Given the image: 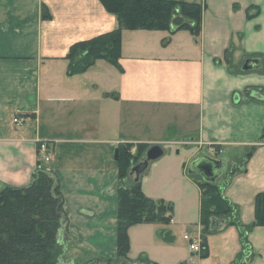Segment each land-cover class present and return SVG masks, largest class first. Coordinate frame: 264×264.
<instances>
[{"label": "crops", "instance_id": "obj_1", "mask_svg": "<svg viewBox=\"0 0 264 264\" xmlns=\"http://www.w3.org/2000/svg\"><path fill=\"white\" fill-rule=\"evenodd\" d=\"M184 1L204 6L198 39L178 31L162 45L165 31L122 30V72L97 60L84 73L68 75L70 46L115 29L116 17L99 0H0V182L27 186L38 166L36 140L47 144L46 170L58 179L66 215L64 256L74 250L94 262L115 257L118 172L112 152L122 144L182 146L190 149L186 162L208 156L203 150L230 158L254 147L221 187L242 224L254 219L255 196L264 192L262 59L255 58L254 71L229 74L223 56L228 49L234 66L264 56V0ZM41 6L49 19L41 17ZM250 8L258 14L247 18ZM250 87L260 90L248 97L244 92ZM16 115L26 117L20 126L11 122ZM175 172L168 182L173 189L179 187ZM197 206L183 240H201L200 201ZM186 222L171 216L168 225L131 226L128 258L144 254L157 264H231L240 252L238 229L223 223L206 235V258L186 240L173 244V231L186 229ZM163 232L171 242L161 239ZM248 242L252 256L245 264H264V226L254 227Z\"/></svg>", "mask_w": 264, "mask_h": 264}, {"label": "trees", "instance_id": "obj_2", "mask_svg": "<svg viewBox=\"0 0 264 264\" xmlns=\"http://www.w3.org/2000/svg\"><path fill=\"white\" fill-rule=\"evenodd\" d=\"M99 2L108 13L116 17L117 27L72 44L65 56L68 75L84 73L97 60H103L122 72L119 63L122 30L165 31L168 37L161 41L162 45H167L170 36L178 31H188L195 39L200 35L204 6L197 2L184 0H99ZM40 10L43 19L50 18L45 6H41ZM250 10L251 8L247 10V18L258 14L257 9L253 14ZM230 55L231 52L225 50L223 59L228 73L245 74L241 65H232ZM249 57L261 58L262 67L258 70L264 72V56ZM259 90L258 87H250L246 89L244 95L250 97L253 92ZM106 95L109 97L113 94ZM133 146H136L134 154L130 150ZM148 147L146 144L118 146L116 255L112 259L95 261L105 264H157L144 254H140L135 260L128 258L130 248L128 229L131 226L168 225L171 221L172 204L147 197L140 179L136 181L129 175L130 167L142 160L141 157ZM253 149L254 147L249 148L246 156H249ZM37 164L27 186H5L0 190V264H60L66 252L64 245L67 239L66 215L59 182L52 171L40 167V162ZM236 170L230 171L229 174L232 175ZM201 180L202 182L197 183L202 194L199 219L203 226L199 257L208 256L206 235L218 230L211 227V219L215 218L223 221L225 226H235L238 229L241 250L231 264H245L252 256L248 234L254 227L264 226V192L255 196L253 221L242 224L238 218L237 206L223 197L216 182L208 183L202 178ZM60 234L64 240H60ZM160 237L166 243L171 242L169 232L161 233Z\"/></svg>", "mask_w": 264, "mask_h": 264}, {"label": "rangeland", "instance_id": "obj_3", "mask_svg": "<svg viewBox=\"0 0 264 264\" xmlns=\"http://www.w3.org/2000/svg\"><path fill=\"white\" fill-rule=\"evenodd\" d=\"M104 63L107 64L109 68H111L114 72L118 71L112 65L106 62ZM110 76L112 75L110 74ZM159 145L165 151V153L157 160L150 162L147 169L140 176L142 177V182H143L142 189L148 197H152L157 200H163L171 203L173 206L171 216L174 218V220L180 218L183 219V221H188L186 222L188 225L185 227L186 229L184 230L181 229V231L179 230V232L178 230H174L172 233L174 236L173 244H175V241H177L176 242L177 244L183 242V245H186L187 242L182 239V234L184 232L187 233L189 231V227L194 225L193 220L198 215V209H199L197 204L199 203L202 197L201 192L197 190V188L193 183H191V180H194L198 184L202 182V180L197 175H193L189 177L188 175H186V172L183 171L184 167L187 168L186 166L188 164V162H186L185 160V154L190 152V149L182 146L175 147L174 145H166L164 141ZM187 145H193V142L188 141ZM148 146L150 147L151 145ZM178 148L181 151L180 154H176V150ZM130 150L131 153L134 154L136 152V146H133ZM201 152L208 154V156L212 158L214 157L213 159L219 160L221 161V163L222 161L223 163H225L224 168L221 169V173L218 179L216 180V184L221 190L222 185L225 184L228 180L230 171L239 169L240 166L242 167V165H244V159L246 158L245 153L247 152V150L245 151L242 150L240 155L230 158H228L227 155L215 157L214 154L210 152H206L205 150ZM46 155L48 156L49 154L47 153ZM113 155H114V151L112 152V157ZM142 157L141 159L143 160L144 156ZM39 158H40L39 160L40 163L45 169H48L51 166L50 165L51 161L50 162L45 161L43 155H41ZM135 165H132L129 170L130 171L129 175L131 179L135 178L134 173L131 174V168L134 167ZM175 171H177L178 174ZM174 172L177 176L176 182L179 185L177 189L168 187V182L172 181L171 175H173ZM3 187L5 186L0 182V190ZM179 188L182 189V191L178 190ZM64 239L65 238L60 234V240H64ZM64 257H65L64 262H66L67 264L69 263L70 264L71 263L72 264H105L104 262H100V261L94 262L92 261V257H88L87 255H85V253L81 254L79 251H74V250H70V252ZM69 258L73 260L69 262Z\"/></svg>", "mask_w": 264, "mask_h": 264}, {"label": "water", "instance_id": "obj_4", "mask_svg": "<svg viewBox=\"0 0 264 264\" xmlns=\"http://www.w3.org/2000/svg\"><path fill=\"white\" fill-rule=\"evenodd\" d=\"M259 67V61L255 58L246 59L241 69L245 72H251ZM176 154H179V150H176ZM163 155V149L160 145H151L145 152L144 159L131 168V173L134 172L137 181L140 175L147 169L150 162H153ZM114 160L118 159V149L114 150ZM222 163L219 160H215L208 156H198L192 159L187 164V173L190 175H200L205 182L214 183L218 179L221 173ZM223 221H219L215 218L211 219V227L220 229Z\"/></svg>", "mask_w": 264, "mask_h": 264}, {"label": "built area", "instance_id": "obj_5", "mask_svg": "<svg viewBox=\"0 0 264 264\" xmlns=\"http://www.w3.org/2000/svg\"><path fill=\"white\" fill-rule=\"evenodd\" d=\"M26 121V117L23 115H16L12 118V123L15 126H20ZM37 141V148H38V155L44 156V160L48 161L49 158L46 155L48 151L47 144L43 141L36 140ZM184 239L188 242V247L191 251L199 252L200 251V242L199 239L196 238H190L189 236H184Z\"/></svg>", "mask_w": 264, "mask_h": 264}, {"label": "flooded vegetation", "instance_id": "obj_6", "mask_svg": "<svg viewBox=\"0 0 264 264\" xmlns=\"http://www.w3.org/2000/svg\"><path fill=\"white\" fill-rule=\"evenodd\" d=\"M132 174V173H131ZM199 177H201L200 175H198ZM202 178V177H201ZM203 179V178H202Z\"/></svg>", "mask_w": 264, "mask_h": 264}]
</instances>
